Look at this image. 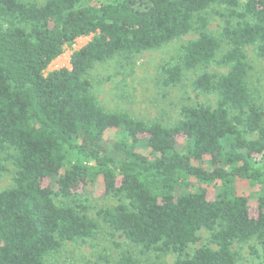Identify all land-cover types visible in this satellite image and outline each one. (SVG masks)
Returning <instances> with one entry per match:
<instances>
[{"label":"trees","instance_id":"obj_1","mask_svg":"<svg viewBox=\"0 0 264 264\" xmlns=\"http://www.w3.org/2000/svg\"><path fill=\"white\" fill-rule=\"evenodd\" d=\"M210 13L221 19L217 34ZM191 31L198 36L161 67L162 82L227 68L194 80L217 95L215 106L185 105L166 126L99 104L96 63ZM82 36L91 40L71 67L46 73ZM249 46L264 57V0H0V152L15 166L13 186L0 190V264H48L66 242L95 238L100 220L144 251L178 254L173 264H236L234 243L253 238L264 258V197L252 207L238 189L264 176V107L249 84ZM6 169L0 156V175ZM100 189L118 203L93 217L89 193ZM202 229L214 247L188 254ZM117 263L141 264L131 253Z\"/></svg>","mask_w":264,"mask_h":264},{"label":"rangeland","instance_id":"obj_2","mask_svg":"<svg viewBox=\"0 0 264 264\" xmlns=\"http://www.w3.org/2000/svg\"><path fill=\"white\" fill-rule=\"evenodd\" d=\"M44 4L46 0H26ZM246 0H242L245 2ZM209 30L218 33L222 22L219 16L209 14ZM197 32L191 31L161 48L147 50L132 57L118 55L110 60L98 62L90 71L93 82V93L99 104L108 111L124 110L131 116L145 122L159 121L166 126L175 125L181 118V110L185 105L199 103L216 105V94H204L195 89L194 80L204 71L224 73L228 69L213 63L209 67L184 72L182 81L173 86H166L162 82V66L177 62L183 52V46L197 37ZM91 40V36H82L74 42L67 43L63 53L49 65L46 73L63 67H71V57L75 50L83 47ZM224 46L223 51L227 49ZM247 53L252 65L249 84L253 97L264 107V57H259L254 47H247ZM222 51V52H223ZM221 54V52H220ZM250 139L257 135H248ZM6 171L0 175V190L13 186L15 166L5 153ZM264 160V154L257 156ZM238 189L244 192L251 206H256L257 200L264 197V176L258 181H240ZM89 214L97 217L101 207L113 206L118 203L117 198L103 192L91 190ZM200 239L191 244L188 254L196 248L214 245L209 242L210 233L199 231ZM237 253L236 264H264L261 244L256 238L247 242H236L232 247ZM123 253H131L141 264H173L178 254H158L155 251H144L141 246L132 243L123 233H114L112 229L100 220V230L95 238L86 241H68L62 249L51 256L48 264H118L117 260Z\"/></svg>","mask_w":264,"mask_h":264},{"label":"built area","instance_id":"obj_3","mask_svg":"<svg viewBox=\"0 0 264 264\" xmlns=\"http://www.w3.org/2000/svg\"><path fill=\"white\" fill-rule=\"evenodd\" d=\"M70 61H71V59H70Z\"/></svg>","mask_w":264,"mask_h":264}]
</instances>
